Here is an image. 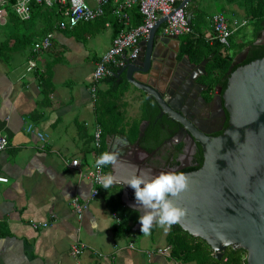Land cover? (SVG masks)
<instances>
[{
  "label": "crops",
  "instance_id": "crops-1",
  "mask_svg": "<svg viewBox=\"0 0 264 264\" xmlns=\"http://www.w3.org/2000/svg\"><path fill=\"white\" fill-rule=\"evenodd\" d=\"M109 4L103 17L73 28H55L63 20L55 21L50 47L37 54L32 53L33 43L46 34L45 22L38 19L35 23L34 18L23 20L28 23L18 28L21 41L17 42L14 35L17 28L3 6L0 134L7 137L8 146L0 151V176L7 179L0 182V264H174L176 260L171 254L155 253L156 249L169 245L165 240L169 227L158 225L145 235L133 228L139 217L133 225L123 221L121 226L113 224V211L123 217L126 213L131 219L136 217L134 211L123 206L119 190L113 186L102 188L81 214L75 213L71 206L74 197L87 199L93 187L88 173L93 166L94 126L101 127L97 121V102L99 90H106L108 84L99 82L95 102L90 98L88 86L96 61L110 48L115 33ZM133 9H129L132 26L136 21ZM185 11L188 22L195 27L192 31L208 43L211 42L207 37L212 35L210 17L218 12L225 15L230 28L237 25L232 36L241 37L234 45L254 42L261 35V27L247 15L248 4L241 0H188ZM250 23L254 27L246 34L242 29ZM162 26L158 32L162 33ZM178 38L180 47L182 36ZM30 59L36 62L35 72L26 69ZM121 77L126 84L119 85L125 91L121 94L124 90L121 88L117 92L108 114H114L115 127L125 128V136L104 134L101 127L100 153H119L117 160L132 155L138 162L163 167L161 162H153V156L133 149L138 135L131 141L129 127L139 123L140 133V125L146 121L143 115L147 99L124 75ZM27 124L48 135L44 148H39L35 135L25 131ZM72 160H78L76 168L69 167ZM106 168L108 175L110 166ZM32 223L39 226L34 228ZM41 223L47 225L42 227ZM77 242L87 245V249L74 257L69 247Z\"/></svg>",
  "mask_w": 264,
  "mask_h": 264
},
{
  "label": "water",
  "instance_id": "water-1",
  "mask_svg": "<svg viewBox=\"0 0 264 264\" xmlns=\"http://www.w3.org/2000/svg\"><path fill=\"white\" fill-rule=\"evenodd\" d=\"M165 21L166 17L159 19L139 42L136 58L124 54V65L117 75H124L146 99L156 102L157 118L166 116L178 124L169 140L173 147L182 144L184 152L185 142L190 140L202 150L201 167L183 173L188 186L171 198L176 207L185 209L176 224L189 235L203 239L216 259L231 247L246 252V264H264V56L241 65L250 47L237 53L231 63V68H236L229 69L225 89L222 92L221 87H215L217 91L208 101L203 96L206 86L197 81L206 75L207 61L195 64L186 55L179 57V38L158 32ZM261 29L264 34V21ZM253 44L264 45V39L259 36ZM203 108L210 118H198ZM219 116L227 119V127L213 136L221 130L215 119ZM148 124L146 120L140 125L132 146L152 156L138 141ZM183 152L175 168H157L134 160L132 155H123L110 165L108 175L115 181L112 186L119 190L123 206L140 218L134 190L124 183L134 174L155 176L190 166V154ZM133 228L140 230L139 221Z\"/></svg>",
  "mask_w": 264,
  "mask_h": 264
},
{
  "label": "trees",
  "instance_id": "trees-1",
  "mask_svg": "<svg viewBox=\"0 0 264 264\" xmlns=\"http://www.w3.org/2000/svg\"><path fill=\"white\" fill-rule=\"evenodd\" d=\"M12 2L13 0H8V3L2 6H4V8L7 10V15L14 22L15 28H17L14 31V35L17 38L16 41L18 42L21 41L17 36L18 28L22 26V23L27 24L28 21H23V19H20L12 11L11 7L9 6ZM243 3L248 4V17L251 20L253 19L256 21L257 27H261V23L264 18V0H244ZM29 7L30 20L34 18L36 23L38 19H42L45 22L43 26L45 27V29H47V31H51L53 29L55 21L64 18V7L59 4L52 7H44L32 1ZM108 8L112 10L113 0H110ZM134 9L133 10L135 11L136 21L135 25L133 26H136L141 22V15L139 14L137 8ZM112 16L114 18L113 25L115 27V36L121 30L122 26L121 23L118 22V19L114 15ZM189 25L191 29L195 28L190 22ZM195 33L196 32L192 31V33L182 36L179 57L186 55L188 56L190 61L195 64L200 63L202 60L207 61V64L205 66L206 75L203 76L201 80L207 84V88L210 91L214 90L216 86H219L221 87V90L223 92L226 87V81L229 74L236 68L235 66L231 68L233 57L238 52L242 51L245 47L249 46L250 48L246 59L241 63V65L264 56V45H254L253 40L236 45V49H234V52L230 53L229 48H224L218 43V41L213 39L212 41H210L211 43H208L205 38H203L201 35L196 36ZM234 36H230L229 38L231 49L234 43ZM30 38L31 36L28 39L30 40ZM7 44L8 41L5 43V45ZM118 69L119 68L117 67H111L110 75L103 79V81L108 84V87L104 91L99 90V100L97 102V121L101 125L104 134H119L125 136V128L115 127V124H113L115 122L112 119L114 114H108V107L110 105H113L114 99L117 97V92L121 88L125 87L126 84V82H124V79V81L122 82L121 75H117ZM229 69L231 70L230 72ZM119 84H122L123 87ZM124 91L125 89L121 90V94ZM145 103L146 113L143 115V118L148 120L149 124L147 125L143 135L139 138V143L140 146L150 152L153 151L156 147H159L161 143H163V141L168 137L175 134L178 128V124L168 119L166 116L157 118L159 114V107L153 99H147ZM164 126H168V128H163ZM226 126L227 119L224 124V127ZM138 128L139 123H135L132 127H129V130H131L130 138L129 134L127 133L129 131H126V135H128L127 137L133 142L137 139ZM214 135H220V132H215ZM152 138L154 142H151ZM174 148L176 152L172 160L168 162L167 167L175 168L179 165L178 158L183 152L182 144L176 145ZM202 162V150L197 144L196 151L192 155L191 165L177 172L185 173L189 171H195L201 167ZM106 167L105 169L107 170ZM135 215L136 217L134 219H131L130 216L126 213L123 217V224H130L132 222L133 225L134 223H136L139 216L137 213H135ZM132 225H129L128 229L131 230ZM157 226L158 225L155 224L150 229V231H154ZM165 240L167 244L171 245V255L176 260H182L190 264H246V252L243 249H233L231 247H228L223 251L222 257L220 259H216L213 256V251L203 239L189 235L187 232L183 231L176 223L168 228Z\"/></svg>",
  "mask_w": 264,
  "mask_h": 264
},
{
  "label": "built area",
  "instance_id": "built-area-1",
  "mask_svg": "<svg viewBox=\"0 0 264 264\" xmlns=\"http://www.w3.org/2000/svg\"><path fill=\"white\" fill-rule=\"evenodd\" d=\"M34 1L38 5L44 7H52L54 5H61L64 7L63 17L65 21L58 22L54 25L55 28L65 29L73 28L81 22H91L99 17H103L105 7L110 3V0H13L11 3L12 11L23 20L30 19V3ZM185 0H113L114 6L112 14L121 23V30L113 37L110 48L103 53L96 61L94 70L91 75L88 92L90 98L95 102L98 98L97 89L98 84L107 76L110 75V68H120L124 65L123 56L126 53L128 58L134 59L139 53V42L146 38L151 29L162 17H166V21L162 26V33L165 35H174L176 37L192 33V29L186 17L185 6H181ZM8 0H0V20L5 15L3 9L4 4ZM137 8L141 15V22L136 26L130 25L129 9ZM212 35L207 37L210 41L216 40L224 48L230 47L229 38L233 33V28H230L226 17L223 13H215L210 17ZM53 38V32L47 31L42 39L33 43L32 53L37 54L41 50H46L50 47ZM27 70L38 69L36 62L33 59L28 61ZM26 132L36 136L39 141V148H44L47 144L48 135L39 131L32 124H27L24 127ZM101 135L102 129L95 124L93 130V166L90 169L88 176L92 182L93 187L89 196L85 200H79L74 197L71 200V206L75 213L81 214L88 209L91 201L95 200L102 190L101 177L106 176L105 167L96 168L95 160L101 154ZM8 146V139L5 135L0 134V151ZM78 160L69 162V167L76 168ZM0 182H7L5 177L0 176ZM112 221L115 226H121L123 216L116 211L112 212ZM46 223H41L45 227ZM34 228L39 224L32 223ZM128 247H133L132 243ZM87 249V245L81 242L72 243L69 247V253L77 257ZM171 245L155 250V253L170 255ZM95 253H97L95 251ZM150 255V252L147 253ZM97 255H101L97 253ZM174 264H190L182 260H175Z\"/></svg>",
  "mask_w": 264,
  "mask_h": 264
},
{
  "label": "clouds",
  "instance_id": "clouds-1",
  "mask_svg": "<svg viewBox=\"0 0 264 264\" xmlns=\"http://www.w3.org/2000/svg\"><path fill=\"white\" fill-rule=\"evenodd\" d=\"M119 153L102 152L95 160V167L114 165ZM115 183L110 175L101 177V188L107 190ZM134 190L135 202L141 212L140 232L148 235L153 224L171 227L185 215V209L176 207L172 197L178 196L188 186L183 173H162L155 176L134 174L126 183ZM93 226H95L93 224Z\"/></svg>",
  "mask_w": 264,
  "mask_h": 264
},
{
  "label": "flooded vegetation",
  "instance_id": "flooded-vegetation-1",
  "mask_svg": "<svg viewBox=\"0 0 264 264\" xmlns=\"http://www.w3.org/2000/svg\"><path fill=\"white\" fill-rule=\"evenodd\" d=\"M261 32V35L262 36V40L264 39V34L262 32V30H260ZM232 36V35H231ZM230 48V47H229ZM248 54V53H247ZM182 57V56H181ZM203 76L199 77L197 79L198 83H201L202 85H205L206 86V89L203 93V96L205 97L206 100H210L214 93H216V89L214 90H208L207 88V84L204 83L201 78ZM216 87H219V86H216ZM210 116L207 115V111L203 108L200 112H199V117L200 119H203V118H207ZM218 120L219 124H218V127H221V130L218 131L220 132V134L222 133L223 129H225L226 127H224V124H225V121L222 119V117H217L215 118ZM163 128H168V126H164ZM162 129V128H161ZM162 131V130H161ZM215 133H213V136H217V135H214ZM174 136L171 135L170 137H168L166 140L163 141V143H161V145L159 147H156L152 152V158H153V162L157 163V162H161L163 164V167H167L168 166V162H170L172 160V158L174 157V154H175V148L169 143V140ZM151 142H154L153 138L151 139ZM196 147L197 145L193 146L192 142L190 140H187L185 142V149H184V155H187V154H190V165H191V160H192V155L195 153L196 151ZM155 159V160H154ZM152 165V164H151ZM153 166H157L156 164H153Z\"/></svg>",
  "mask_w": 264,
  "mask_h": 264
},
{
  "label": "rangeland",
  "instance_id": "rangeland-1",
  "mask_svg": "<svg viewBox=\"0 0 264 264\" xmlns=\"http://www.w3.org/2000/svg\"><path fill=\"white\" fill-rule=\"evenodd\" d=\"M241 1H244V0H241ZM62 20L65 21V18H62ZM253 27H254L253 24L250 23V24H248L247 26H245L244 29H242V31H243V32L245 31V33L248 34V32H251V30H252ZM260 30H261V29H260ZM182 36H184V35H182ZM240 37H241V35H237V34H236V35L234 36V38H233V42H235V44H236L237 41L240 39ZM233 45H234V43H233ZM235 47H236V45H234V47L232 46V49L229 48L230 53H233V52H234V48H235ZM160 227H163V226H160Z\"/></svg>",
  "mask_w": 264,
  "mask_h": 264
}]
</instances>
